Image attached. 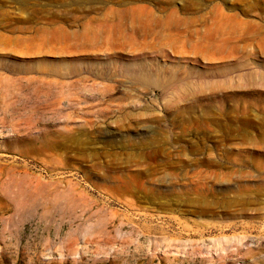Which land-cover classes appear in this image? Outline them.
I'll return each instance as SVG.
<instances>
[{
    "label": "rangeland",
    "instance_id": "374dc122",
    "mask_svg": "<svg viewBox=\"0 0 264 264\" xmlns=\"http://www.w3.org/2000/svg\"><path fill=\"white\" fill-rule=\"evenodd\" d=\"M0 264H264V0H0Z\"/></svg>",
    "mask_w": 264,
    "mask_h": 264
},
{
    "label": "bare ground",
    "instance_id": "6f19581e",
    "mask_svg": "<svg viewBox=\"0 0 264 264\" xmlns=\"http://www.w3.org/2000/svg\"><path fill=\"white\" fill-rule=\"evenodd\" d=\"M137 73V72H136ZM140 74H142V73H139V75ZM137 76V75H136ZM135 77V76H134ZM253 77H254V74H253ZM139 78V77H138ZM135 79V78H134ZM136 81H137V79H135ZM137 83V82H136ZM69 132V131H68ZM68 134V133H67ZM71 134V133H70ZM69 134V135H70ZM55 135H57V136H59L60 138H61V140L62 141H65V140H67V139H69L70 137H69V135H65V134H61V133H55ZM53 136V135H52ZM71 136V135H70ZM54 138H55V136H54ZM77 141V140H76ZM57 142V141H56ZM80 142V141H79ZM55 144H57V143H55ZM52 145V144H51ZM39 192L41 193V194H43V189L41 188L40 190H39ZM4 198L5 199H7V196L6 195H4ZM213 230V229H212ZM211 230V231H212ZM210 231V232H211ZM209 234V233H208ZM198 236V235H197ZM205 249L204 248H202V246L200 247L199 245L198 246H192L191 247V251H192V253L193 254H196L197 255V253H198V255H201L202 256V254H203V251H204ZM247 251V250H246ZM248 252V251H247ZM237 253H240V251L239 250H237ZM173 254V253H172ZM185 256V255H184ZM213 260H215L214 258H213V256L212 257H208L207 258V256L206 257H204V256H202V258H200V260L199 261H201V262H212ZM196 261V260H195Z\"/></svg>",
    "mask_w": 264,
    "mask_h": 264
}]
</instances>
